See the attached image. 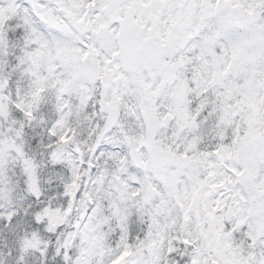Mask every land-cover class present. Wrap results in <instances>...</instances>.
Returning a JSON list of instances; mask_svg holds the SVG:
<instances>
[{"label":"snow or ice","instance_id":"1","mask_svg":"<svg viewBox=\"0 0 264 264\" xmlns=\"http://www.w3.org/2000/svg\"><path fill=\"white\" fill-rule=\"evenodd\" d=\"M0 264H264V0H0Z\"/></svg>","mask_w":264,"mask_h":264}]
</instances>
